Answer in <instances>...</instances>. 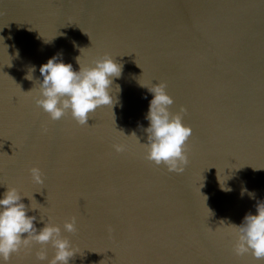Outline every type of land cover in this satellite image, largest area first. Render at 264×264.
Wrapping results in <instances>:
<instances>
[{"label":"water","instance_id":"obj_1","mask_svg":"<svg viewBox=\"0 0 264 264\" xmlns=\"http://www.w3.org/2000/svg\"><path fill=\"white\" fill-rule=\"evenodd\" d=\"M0 36V193L25 195L38 230L60 225L76 249L68 264H264L235 254L226 225L264 201V0H0ZM57 53L74 69L79 55L82 65L105 53L121 63L112 108L85 125L50 119L33 96L39 66ZM160 81L170 112L183 106L192 128L182 172L146 159L140 144L153 95L140 83ZM40 250L33 242L7 264H47L54 249L45 245L43 261Z\"/></svg>","mask_w":264,"mask_h":264},{"label":"clouds","instance_id":"obj_2","mask_svg":"<svg viewBox=\"0 0 264 264\" xmlns=\"http://www.w3.org/2000/svg\"><path fill=\"white\" fill-rule=\"evenodd\" d=\"M0 38L4 40L3 36ZM16 54H19L18 49ZM61 56L62 53L54 54L39 66L42 80L37 78L38 87L33 99L50 119L58 120L67 113L78 124L85 125L89 114L98 107L110 105L112 108L117 102L118 97L115 93L120 91V85H115V91L112 85L114 77L121 74L122 64L105 53L90 64L82 65L79 55L76 57L79 68L74 69L72 63L64 62ZM35 68V65L29 67L25 74L27 79L33 80ZM140 85L146 86L153 94L145 116L149 121L144 128L147 142L141 143L135 131L126 136L137 138L145 148L146 159L156 165H165L169 171L182 172L188 163L186 141L192 133V128L183 123L182 114L186 109L181 106L179 112H170L168 106L174 101L166 92L165 82L151 83V86L141 83ZM113 147L120 152L126 150L127 145L118 143ZM29 172L34 182L44 183L39 167L33 166ZM226 180L223 182L219 180L220 187L222 190L231 191V186L225 183ZM245 192L249 196L255 195L253 191L243 186L241 195ZM22 196L25 195H21L18 189L12 186H6L5 191L0 193V264H7L12 254L21 249L30 251L33 242L41 245V250L36 253L38 260L47 259L45 245L50 244L54 249V255L47 259V264H68L69 259L76 253L75 246L68 237L61 234V227L56 223L44 222L38 230L34 223L37 217L28 214L29 208L33 207L31 204L26 206ZM255 207V214L246 213L239 225L235 223L226 225L236 230L233 245L236 255L250 252L255 258L264 259V201H259ZM40 220L44 218L40 216ZM76 222L75 216L64 220V231L75 232Z\"/></svg>","mask_w":264,"mask_h":264}]
</instances>
